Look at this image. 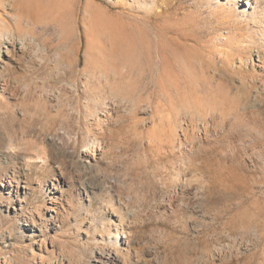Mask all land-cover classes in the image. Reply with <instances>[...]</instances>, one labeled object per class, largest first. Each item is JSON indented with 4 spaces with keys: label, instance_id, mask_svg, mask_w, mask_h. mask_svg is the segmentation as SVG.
Masks as SVG:
<instances>
[{
    "label": "rangeland",
    "instance_id": "374dc122",
    "mask_svg": "<svg viewBox=\"0 0 264 264\" xmlns=\"http://www.w3.org/2000/svg\"><path fill=\"white\" fill-rule=\"evenodd\" d=\"M20 4L31 29L11 19ZM0 17L14 31L0 22V58L8 39L34 35L52 66L73 70L47 83L14 66L17 87L0 90V184L29 190L20 206L0 192V264H102L111 204L126 264H264V0H0ZM61 27L72 32L59 40ZM86 64L109 79L88 83ZM86 95L116 102L90 168L40 142L63 128L86 136L67 112ZM51 150L67 183L52 197L63 218L44 224L34 209L53 203L38 185L60 169L28 158Z\"/></svg>",
    "mask_w": 264,
    "mask_h": 264
},
{
    "label": "bare ground",
    "instance_id": "6f19581e",
    "mask_svg": "<svg viewBox=\"0 0 264 264\" xmlns=\"http://www.w3.org/2000/svg\"><path fill=\"white\" fill-rule=\"evenodd\" d=\"M60 1L62 4L67 5L71 0H60ZM11 9L14 10V12H13L14 16L11 18L13 20L14 24L17 25L19 23V20H23L25 25H26L25 27L29 29L30 25L33 22H35V21H32L33 20L32 15L29 14L28 12H26V9L24 8L23 5H21V4L20 5H13L11 7ZM0 22H1V25L3 26V28L7 29L6 32L10 33V36L14 34L13 26H12L13 23H11L9 20L2 18V17H0ZM49 22H50V19L48 18L46 22H44L40 25V28L43 29V28L48 27ZM39 32H40V29L37 31V33H39ZM69 32H72L70 27H61L58 39L60 40V39L64 38ZM0 33H1V29H0ZM49 34L51 35L52 32H50ZM45 38H47V34H46ZM7 44L10 47L6 48L4 51V54L6 55V57L0 58V90L7 89V87L13 85L12 78L17 75V74H15V72L17 73L15 67L19 68V71L21 72L20 74L22 76H25V77H27V76H29V77L30 76H33V77L34 76H36V77L40 76L41 78L43 77V80L47 81V83L49 81H55L58 83H62L64 80L63 75H66L69 72V70H72L71 68H69V66H68L67 70L62 69L61 66L53 65L54 66L53 67L49 63L48 46H45L43 48L41 45V42H38L35 40L34 35H32L30 38H26L25 36H23L20 40H18V39L16 40V39H14V37H11L10 39L7 40ZM14 58H17L19 61L14 62L15 64H11V61ZM83 72H86V74H87V82L90 84H93V85L95 83L100 82V80H101L100 77H103L105 81H107L109 79L107 76L108 74L104 69L100 70V73H99V72H97L96 69L90 67L89 64H86L82 68V73ZM15 85L17 87L16 83H15ZM15 85H13V86H15ZM44 85H45V83H44ZM66 85H68L74 91H78V89L76 88L77 84L75 82L69 83V84L67 83ZM60 89L61 88L59 87L58 93H56L58 96H59ZM91 92H92V90H91ZM91 94H93V93H91ZM57 95H54L53 98L58 99ZM105 96H107V95H105ZM110 97L111 96H109V98ZM109 98L103 97L102 95L101 96H93V95L88 96V95H86L84 97L77 99L76 103L74 105L69 106V104H67V103L65 104V105L69 106V109H67V112L70 111V113H68V114H70L71 117H74L78 122H81V121H79V119H83L84 124H85L84 130H86V133H87V134H85L86 136L81 137L80 134H78L77 132L73 133V131H72L71 133H69L70 131L68 132V130L66 131V130H63L64 128L63 129L61 128L62 129L61 131L60 130L59 131L54 130L52 133L50 132L49 134H44L42 136V140H40V142L43 145L44 144H46L47 146L49 145L52 149L56 148V149L60 150L61 152L62 151L65 152L66 156L69 158L70 157L73 158V156H75L76 159H78V162L83 164V167H89L90 168L91 161L95 162L98 159H100L102 157L103 151H105L104 147L101 145L102 143L99 142L98 137L101 136L103 133H105L104 131L109 126L111 117L113 116V115H111V108L113 107V104L116 102H114V103L110 102ZM111 99L113 100L114 98H111ZM0 101L2 102V99ZM57 101H56V103H57ZM121 102H122V100H121ZM119 103H120V101H119ZM124 103H125V101H124ZM50 105H51V103H50ZM122 106L125 107V105H122ZM188 111H190V110L188 109ZM176 120H178V119H176ZM168 122H170V121H168ZM190 122H191V120H190ZM176 123H177V121H176ZM177 126H175V127H177ZM182 127H184V126H182ZM191 127H193V126L191 125ZM158 130H159V128H158ZM189 130H191V129H189ZM186 132H187V129H186ZM163 133H164V131H163ZM170 133H172V132H170ZM188 133H190V132H188ZM41 134H40V136H41ZM158 137H159V134H158ZM155 138H157V136ZM151 139H152V137H151ZM158 139L160 140V138H158ZM34 140H33V142H34ZM37 140L39 141V139H37ZM173 142H174V140H173ZM38 144L41 145L40 143H38ZM79 144L82 146L81 150L78 149ZM69 145H73L74 147H76V149H74L75 150L74 152L67 150V147ZM15 149H16V147H15ZM42 149H44V148H42ZM45 149H46V147H45ZM7 151H8V153L14 154V147L11 146L10 148L7 149ZM52 151L53 150H51L48 153L46 151H43L44 153L42 155H38V156L32 155V156H29V158H28V159H30L28 161V163L33 162L35 160L37 161V159H40V162L44 163L43 165L48 166L47 165L48 161H50V162L56 163V167L60 169L59 173H58V177H54L55 181H50L49 184L46 183L45 185H38V189H41L40 191L42 193H45L49 197V198L46 197V199L48 198L50 203L51 202L53 203V198H55L57 196L56 194L61 195V193L63 192V185L64 184L66 185V183H67V178H66V175L64 173L65 172L64 169H66L67 165L65 166L64 162L62 161L63 159L60 160L59 156L54 155V153ZM58 155H60V154H58ZM65 163H67V162H65ZM93 166H95V165H93ZM27 168L28 167H26V169ZM81 176L82 175H80L79 177L81 178ZM7 178L8 179L1 181L0 192L5 194L8 197V199H10L11 204L14 203L13 198H16L17 199L16 204H18L20 206L22 200H25L26 196L28 195L29 190L27 188H25L24 185L22 187V186H20V184L18 182L11 181L10 180L11 177H7ZM61 178H62V180H61ZM12 182H14V183H12ZM181 195H182V193H181ZM19 197L21 199H18ZM59 199L60 198H57V199H55V201H58ZM57 203H60V204L56 205V203H53L54 205L52 204L50 206H47V204H45L43 207H36L34 209L35 211L33 212V214L44 224L46 223V221H51L52 223L58 222L63 218L64 203H61V201H59ZM111 206L112 207H110L111 213H110L109 223L107 225L108 235L106 236L107 240H108V245H106V247L103 249L101 248L102 251L100 252V254L97 257L102 262V264H126L124 262V256H126L125 250H127L129 238H128V234H127L128 232L126 230L125 219L122 216L117 215L115 213L116 208H114L112 204H111ZM115 207H117V206H115ZM129 213H131V212L129 211ZM113 216H115V217H113ZM31 230H33V229H31ZM218 249H220V248H218ZM40 250H41V248H40ZM43 250H44V248H43ZM3 260H6V259H3ZM204 260H206V259H204ZM67 262H68V260H67ZM40 264H43V263L41 262ZM59 264H67V263H65L62 260L59 262ZM130 264H131V262H130Z\"/></svg>",
    "mask_w": 264,
    "mask_h": 264
}]
</instances>
